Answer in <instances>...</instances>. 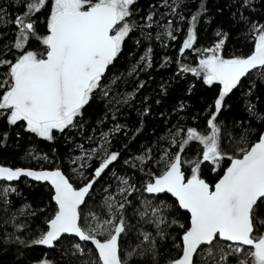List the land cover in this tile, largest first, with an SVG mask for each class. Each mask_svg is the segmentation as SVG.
I'll return each mask as SVG.
<instances>
[{
    "label": "snow or ice",
    "instance_id": "obj_1",
    "mask_svg": "<svg viewBox=\"0 0 264 264\" xmlns=\"http://www.w3.org/2000/svg\"><path fill=\"white\" fill-rule=\"evenodd\" d=\"M210 3L0 0V264H264V0Z\"/></svg>",
    "mask_w": 264,
    "mask_h": 264
},
{
    "label": "trees",
    "instance_id": "obj_2",
    "mask_svg": "<svg viewBox=\"0 0 264 264\" xmlns=\"http://www.w3.org/2000/svg\"><path fill=\"white\" fill-rule=\"evenodd\" d=\"M220 2H221V0H211L210 7H213V9H214L215 5L217 3H220ZM191 7L194 10L195 7H196L195 3H193L191 5ZM216 23H224L225 25H227V16L225 15L222 18L218 17L216 19ZM214 26L215 25H213V27ZM211 35H212L211 29H208L207 31L202 30L201 31V37H202L201 43L202 44L206 43L210 39ZM233 36L235 37V33H233ZM234 43H238V41H234ZM169 54H172V53H169ZM161 75H167V73L161 72ZM157 78H159V77H157ZM23 147H24V145H23V142H22L20 147H11L7 151L0 150V163L7 162L9 164H13V165H16V166L26 165L27 162L23 160V150H22ZM38 147L40 149H43L44 151H48V145L46 143H39ZM25 191H26V194H27V190H25ZM32 195L34 197L35 195H38V194L37 193H33ZM41 251H42V249L37 248L33 252V255H36L37 253H40ZM52 255H55V253H52Z\"/></svg>",
    "mask_w": 264,
    "mask_h": 264
},
{
    "label": "rangeland",
    "instance_id": "obj_3",
    "mask_svg": "<svg viewBox=\"0 0 264 264\" xmlns=\"http://www.w3.org/2000/svg\"><path fill=\"white\" fill-rule=\"evenodd\" d=\"M191 61H192V57L191 55H189L188 62H191Z\"/></svg>",
    "mask_w": 264,
    "mask_h": 264
}]
</instances>
